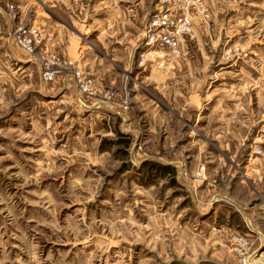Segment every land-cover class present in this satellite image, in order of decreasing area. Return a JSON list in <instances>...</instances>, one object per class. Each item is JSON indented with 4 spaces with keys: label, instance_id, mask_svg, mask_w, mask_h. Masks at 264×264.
I'll return each instance as SVG.
<instances>
[{
    "label": "rangeland",
    "instance_id": "rangeland-1",
    "mask_svg": "<svg viewBox=\"0 0 264 264\" xmlns=\"http://www.w3.org/2000/svg\"><path fill=\"white\" fill-rule=\"evenodd\" d=\"M175 3L0 0V264H264L222 199L264 210V0H202L171 46ZM33 29L73 64L46 95L10 37ZM72 70L114 114L58 92Z\"/></svg>",
    "mask_w": 264,
    "mask_h": 264
},
{
    "label": "built area",
    "instance_id": "built-area-1",
    "mask_svg": "<svg viewBox=\"0 0 264 264\" xmlns=\"http://www.w3.org/2000/svg\"><path fill=\"white\" fill-rule=\"evenodd\" d=\"M175 1H176L175 3L176 8L183 10L184 13H183V17L179 18L176 24L174 25L175 31L170 32L169 36L165 38L166 43H168L171 46L176 45L173 34L176 35L184 34L192 38L193 34L190 25V19L188 17V10L190 8L200 9L202 5V0H175ZM201 11H203L202 8ZM9 13H14L13 9L9 10ZM22 34L23 35H21L20 31L13 32V34L10 36L11 40L16 41L27 54L33 57L32 60L36 62L40 67L41 79L44 82L53 81L55 76L57 75L62 76L64 74V71L69 70L70 67L73 66L71 62H66L63 59L53 58V57L51 59H45L42 55L35 52L36 47L39 46L43 41L42 35L40 34V32H38V30L33 29L27 32L22 31ZM49 39L50 38H48V40ZM65 76L68 78V80H70L73 83L74 88L76 90V95L78 96V100L80 95H86V96L94 95V92L90 88L91 82L83 78L75 70H72L70 73H68ZM81 103L83 107H86V104L83 105L84 103L83 102ZM93 107L95 109L104 107L106 111L114 114V112H112L108 106H104L103 103L100 102L95 103ZM117 115L123 118L122 114L118 113ZM262 131L264 132V128ZM255 153L257 155H261V150L259 149ZM245 224L246 226L250 227L249 222H245ZM254 258H256L255 255L250 254L247 259L243 260V263L251 264Z\"/></svg>",
    "mask_w": 264,
    "mask_h": 264
},
{
    "label": "crops",
    "instance_id": "crops-1",
    "mask_svg": "<svg viewBox=\"0 0 264 264\" xmlns=\"http://www.w3.org/2000/svg\"><path fill=\"white\" fill-rule=\"evenodd\" d=\"M0 14H5L4 11L1 9L0 7ZM6 15V14H5ZM59 47V43L58 41L54 43L53 47ZM60 49V48H59ZM60 51H63L65 52V54H67V52L64 50H61ZM81 53V52H80ZM68 59H71V58H68ZM73 60V59H71ZM75 63H79L81 61H78L77 58L73 60ZM26 63H30L31 61H28V60H25ZM87 62V60L83 61V65H85V63ZM82 64V63H81ZM67 77H58L56 79V81L53 83V84H58L59 85V90L58 92H62V91H65V90H71V87H73V85H70L68 84L66 81H67ZM38 80H39V94L41 95H46V91H45V88H43V86H46L48 83H45V82H42V79H41V76H39L38 74ZM59 81V82H58ZM57 92V93H58ZM73 94V98H74V103L75 105H78L79 108H80V111L82 110L83 112H86V111H93L94 110V107L91 106L89 107L88 105H86V107H83L82 106V103L80 102V100H78V96L76 95V92L75 90H73L71 92ZM85 105V104H83ZM259 167L256 168V172L255 173H261L263 174L264 173V170H263V167H264V154L259 158ZM233 177V176H232ZM231 177V178H232ZM232 195V194H231ZM238 195H241L238 194ZM234 196V195H233ZM222 196V199L223 200H227L228 202H230L231 205L234 206V209L237 211L238 214H240V217L242 219V221L245 223V222H249L250 223V227H248V230L246 229V231H251V233L255 236H257L260 241H264V210L260 207H257L255 205H250V201L253 200L251 194H246L245 195V198H246V202L243 201L242 199L238 200L236 199L237 201L235 202V198L230 196ZM234 198V199H233ZM234 200V201H233ZM248 205V206H247ZM230 215V214H229ZM226 223H228V217H226ZM242 222V223H243ZM245 229L244 225L243 224H237V226L235 225V228L233 229V233L238 230V229ZM229 231H231L230 229H228Z\"/></svg>",
    "mask_w": 264,
    "mask_h": 264
},
{
    "label": "trees",
    "instance_id": "trees-1",
    "mask_svg": "<svg viewBox=\"0 0 264 264\" xmlns=\"http://www.w3.org/2000/svg\"><path fill=\"white\" fill-rule=\"evenodd\" d=\"M121 145L122 147L127 150L129 148V145H130V142L128 141H121ZM155 166V165H154ZM155 167H159V166H155ZM154 167V168H155ZM168 173V175L172 174V175H175V170L171 167H168L167 169L164 170V173ZM246 230V229H245Z\"/></svg>",
    "mask_w": 264,
    "mask_h": 264
},
{
    "label": "water",
    "instance_id": "water-1",
    "mask_svg": "<svg viewBox=\"0 0 264 264\" xmlns=\"http://www.w3.org/2000/svg\"><path fill=\"white\" fill-rule=\"evenodd\" d=\"M264 250V246H262V248H260V250L258 251V253H261Z\"/></svg>",
    "mask_w": 264,
    "mask_h": 264
}]
</instances>
